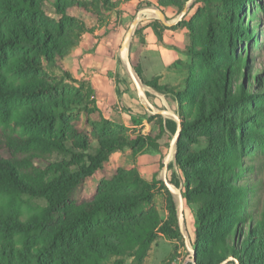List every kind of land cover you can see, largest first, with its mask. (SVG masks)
Wrapping results in <instances>:
<instances>
[{"label":"trees","instance_id":"obj_1","mask_svg":"<svg viewBox=\"0 0 264 264\" xmlns=\"http://www.w3.org/2000/svg\"><path fill=\"white\" fill-rule=\"evenodd\" d=\"M186 1L154 0L180 11ZM253 1L199 0L225 9L210 11L204 20L198 12L186 23L189 60L179 92L143 79L140 48L131 60L146 86L174 98L172 109L182 128L175 162L196 222L193 264H264V217L257 213L258 193L264 191L259 109L264 81L251 75L255 69L248 54H240L233 42L251 21L237 19L235 11ZM114 8L112 0H0V10L8 15L0 17V264H111L114 256L129 252L146 258L160 235L179 234L162 222L153 203L157 185L165 183L155 177L147 182L136 169L117 170L97 182L88 198L75 201L78 189L113 152L129 148L136 157L159 139L151 132L129 139L124 125L103 117L91 86L74 81L60 65L83 35L94 31L88 21L101 23V13ZM263 13L264 7H257L249 14L257 19ZM47 71L61 76L49 79ZM17 103L23 109L15 108ZM156 117L140 118L154 126ZM159 124L160 133L177 131L170 119ZM252 138L260 141L261 152L252 150ZM35 141L70 159L53 165L36 183L21 177L14 154L19 145ZM24 198L43 200L46 207L27 211ZM168 208L176 222L172 199Z\"/></svg>","mask_w":264,"mask_h":264},{"label":"rangeland","instance_id":"obj_2","mask_svg":"<svg viewBox=\"0 0 264 264\" xmlns=\"http://www.w3.org/2000/svg\"><path fill=\"white\" fill-rule=\"evenodd\" d=\"M112 1L117 5L118 2H116L115 0H112ZM257 7L258 8L264 7V0H254L252 6L245 4V7H237V10L235 11L236 18L237 19H239L240 17L246 18V19L250 18L251 21L248 22V24L250 25V29L244 30V31L240 29L239 31L242 34V36L241 34L239 36H237L236 34L235 36H233V42L235 45L234 49H237L238 52H240V54L242 52H244V54L246 55L248 54L250 64L255 69V72H252L254 74H251V75H254L255 77H257L258 80L264 81V75H261V70L264 65V13L259 14L258 16L259 18L257 19L251 18L249 14L250 11L253 13L257 12ZM148 8L160 9L164 13H166L167 11L166 10L167 8H161L158 4L154 2V0H142L139 3L137 9L134 12H132V14L128 17L127 22L125 24L121 23L123 26L122 30H123L124 36L127 33V31L130 29L132 23L134 22L135 18L138 16L140 11L148 9ZM186 8H188V12L184 15L183 18L180 19L182 12ZM224 9L225 8L222 7L220 4L212 3L208 6L202 2H199V0H187L182 11L169 7V15L171 16V18H167V19L168 21H172V18H179L181 22L183 21L179 27L186 28V23L189 22L198 12H201L202 18L204 20V17L210 11L215 14L217 12L223 11ZM111 11L109 10V11L101 13V18H102L103 23L111 20L112 18L110 16ZM123 13H124L123 11H118L117 17L122 15ZM7 16H8L7 14H5L2 10H0V17H2L3 20L7 19ZM141 17H142V20L134 31V36H133L131 46H130L131 60L134 59V54L136 50L138 49L137 45L140 39L142 42V34L137 36L136 32L139 30L142 33V30L144 27L143 23L147 21L148 19H151V18L158 19L155 14H151V13L144 14ZM255 21L258 22L260 27L257 25L255 26V24H253ZM88 23L89 25H92L94 22L88 21ZM252 26L256 27L254 29L256 32L254 33V37L250 38V36L252 35V30H253ZM188 34L189 33L187 30V35ZM73 51L74 49L71 51L70 56L67 58V60L63 63H60V65L63 71L70 74L72 79H74V81L84 82L90 85L89 82L87 81L85 82L83 80L78 79L77 71H76L78 61L73 56V53H74ZM188 60L181 62L182 64H177V68L180 70H183L184 66L188 63ZM119 64L121 65L122 74L118 73L115 76V79H117L116 84H118V86L120 85L124 86L125 91L127 93L129 92L128 94L131 95V98L137 102V105L141 104L143 109H147V111H149L152 115L155 114L153 110L150 108L147 101L138 96L136 87L133 84L131 77L128 71L126 70V67L124 63L122 62V60H120ZM45 74H48L49 79H54V80L59 79V77L61 76V72L56 73L55 75L47 71ZM10 76L13 77L12 79H15L14 73H11ZM255 77L253 78V83L256 86L257 84L255 81ZM140 80L143 83L141 78ZM242 83L243 81H239V84H242ZM63 86L67 87L68 85L63 83L62 87ZM69 86L73 89L79 88L78 83L70 84ZM182 86L180 87L179 90H173V89L172 90L175 92L177 91L179 92L183 88ZM146 90H145V93H146L149 103L157 111H168L174 114L176 113L175 115L178 116L177 111H174V110L172 111L170 107H161L158 104V102H156L155 98L148 95V92ZM161 95L164 96L173 105L172 101L174 100V98L172 95H169V96L164 95V94H161ZM119 96L121 97L122 95H119ZM93 97H94L93 99H95L97 103L94 90H93ZM96 105L98 109L100 110V112L103 114V117L106 120L111 121L113 123L122 124V121H123L122 116L126 117L129 114V112L127 111V108L123 104H119V105L112 106V107L108 106L107 108L103 105L99 106L98 103ZM259 106H260L259 109L261 110V113L264 114V104L263 105L259 104ZM16 107L19 109H23V105L18 104V103L15 105V108ZM100 108L104 109L105 114ZM72 114L76 118L79 117L78 116L79 111H74L72 112ZM254 114H255V111L253 109L250 112V115L252 116L253 119H255ZM158 115L159 117H156L154 121L155 125L153 126V128L156 129V132L155 133L151 132L153 133V135H156L157 137H159V139L156 141L157 146L155 148H150V147L146 148V150L142 153V154H147L145 158L143 159V163L140 166L137 165L136 157L132 156L131 150L129 148H125L124 150L113 152L110 155L108 162L104 164L103 169L101 171H98L92 178L88 179L83 188L78 189L76 196H75V201L81 202L85 200L86 198H88L90 195V190L93 189L94 185L97 182L104 179V177L111 176L119 169H127V170L136 169L140 173L142 178L147 182H152L154 176L155 177L158 176L160 180H157V181L165 183L164 182L165 160L170 152L171 144H172L173 138L176 133L171 134L170 132L167 133L166 131H164L163 133L162 132L160 133L159 122L166 121V119L167 120L170 119L176 123L178 122L176 119L172 117L169 118L161 114H158ZM1 121L2 120L0 118V125L2 124ZM252 127H250L249 129L250 131ZM142 130L143 129H140V128H127L128 138L129 139L133 138L134 133H142L143 132ZM249 142L251 144V148L253 151H260V152L262 151V146L259 140L257 141V139L252 138V140H250ZM203 147H205L204 143L200 146V148H203ZM15 150H14V154L17 157L15 158L16 167L18 168L21 174V177L25 179L26 181L28 180L30 182L35 181L36 183V182L42 181L43 179L45 180L48 175V171L53 165L58 164L60 162H70L69 158L63 157L62 154L54 152L52 151V149H48L45 145L40 144L36 141L19 145ZM159 155L160 157H158ZM262 155H264V153ZM175 156H176V150L174 152L173 159L168 163L167 178H168L169 183L172 184L176 189H180L183 195L185 191L184 182H183L182 175L177 168V165L175 162ZM154 157H157V159L160 158L159 162H155ZM152 169H156L154 176L152 175V173H150L152 172ZM141 173L144 175H142ZM168 190L169 189L167 188V186L164 187L163 185H160V184L157 185L154 195H153V203L156 206V209L158 211V214L162 222L170 223L171 228L178 231L179 234L171 238L166 237L164 235H160L158 240L153 244L151 251L148 253L146 258H139V259L135 258L133 256L134 254L129 252L123 256H118V255L114 256L111 260V264H193V261L195 259V250H194L195 237L194 238L192 237L195 234V228H196L194 213L191 210V208L186 204V201L184 200L185 223H184L183 231H181V228L179 225V197L174 196ZM10 193H11L10 191H6V194H10ZM258 197L259 198H258L257 213H259L258 217L260 218L261 215H263L264 217V191L259 192ZM170 199H172L174 203L176 204V208H177L176 222L175 220H173L174 222L170 220V213H169V208H168V203ZM23 206L27 211H30V210H36L38 207L45 208L46 203L43 200H39V199L24 198ZM226 264H230V263L228 262Z\"/></svg>","mask_w":264,"mask_h":264},{"label":"crops","instance_id":"obj_3","mask_svg":"<svg viewBox=\"0 0 264 264\" xmlns=\"http://www.w3.org/2000/svg\"><path fill=\"white\" fill-rule=\"evenodd\" d=\"M115 1L118 3L116 8L110 12L111 20L104 23L91 20L94 23H90L92 24L90 27L94 31L85 34L78 47L74 49L73 56L78 61L77 76L79 80L87 81L92 86L99 106L103 105L107 108L123 104L127 108L129 114L126 117L122 116V124L127 128H140L143 129V133H155L156 129L148 123L146 118H142L143 121L140 118L142 116L149 118L155 114L152 115L147 109H143L141 104L137 105V102L128 94L129 92L125 91L124 86L116 84L117 79H115L118 73L122 74L119 64L121 60L120 48L124 40L121 23L127 22L128 17L137 9L142 0ZM166 10V19L171 18L169 8ZM118 11L124 13L117 17ZM169 22L175 27H167L155 18L145 21L141 33L142 42L140 39L137 48H140L143 79L145 81L158 80L161 86L179 90L184 84L186 73L177 68V63L188 60L186 50L189 46V39L186 28L177 26L181 22L179 18H172V21ZM147 92L148 95L156 99L161 107H170L173 111L172 103L159 92L151 87H148ZM101 110L105 114L104 109ZM166 132L168 133L167 130ZM146 155L141 153L136 156L138 166L143 163ZM159 160L160 158L154 157L155 162H159ZM155 172L156 169H152L150 173L154 176ZM155 178L160 180L158 176ZM194 237L193 235L192 238Z\"/></svg>","mask_w":264,"mask_h":264},{"label":"water","instance_id":"obj_4","mask_svg":"<svg viewBox=\"0 0 264 264\" xmlns=\"http://www.w3.org/2000/svg\"><path fill=\"white\" fill-rule=\"evenodd\" d=\"M188 12V8H186L182 14H181V18L184 17V15ZM155 14L157 16V18L167 27L172 26V24L166 19L165 13L160 10V9H152V8H148L145 10L140 11V13L138 14V16L135 18L134 22L132 23L130 29L127 31L124 40L122 42L121 48H120V56H121V60L124 63L126 70L128 71L131 80L133 82V84L136 87L137 90V94L140 98H143L147 101V103L149 104L150 108L153 110V112L155 114H161L167 117H172L174 119L177 120V131L176 134L173 138L172 144H171V149L170 152L165 160V167H164V182L167 186V188L169 189V191L174 195V196H178L179 197V225L181 228V231H183L184 228V223H185V212H184V197L180 191V189H176L172 184L169 183L168 178H167V173H168V163L172 160L173 155L175 150H177V142L181 136V125H180V120L179 117L177 115H175L174 113L168 112V111H157L148 101L145 90L148 89L147 86H145L138 74L135 72L132 62H131V56H130V46H131V42L134 36V31L136 29V27L139 25V23L142 20V15L144 14ZM223 264H226L223 263Z\"/></svg>","mask_w":264,"mask_h":264},{"label":"bare ground","instance_id":"obj_5","mask_svg":"<svg viewBox=\"0 0 264 264\" xmlns=\"http://www.w3.org/2000/svg\"><path fill=\"white\" fill-rule=\"evenodd\" d=\"M149 17V16H148ZM147 91V90H146ZM173 157H174V155H173ZM173 159V158H172Z\"/></svg>","mask_w":264,"mask_h":264}]
</instances>
